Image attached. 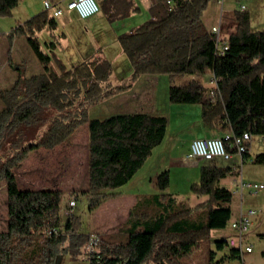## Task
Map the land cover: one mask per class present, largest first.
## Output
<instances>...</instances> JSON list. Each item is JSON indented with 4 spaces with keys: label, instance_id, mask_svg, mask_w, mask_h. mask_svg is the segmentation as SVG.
<instances>
[{
    "label": "trees",
    "instance_id": "trees-1",
    "mask_svg": "<svg viewBox=\"0 0 264 264\" xmlns=\"http://www.w3.org/2000/svg\"><path fill=\"white\" fill-rule=\"evenodd\" d=\"M210 1L150 0L151 18L117 38L131 67L130 76L119 83L111 82L113 68L101 51L69 68L57 65L55 72L52 56L42 51L38 38L42 29L54 26L47 12L17 25L14 32L26 39L42 71L0 92V187L6 192L0 264H55L61 255L75 260L83 254L89 235L80 233L79 218L73 214L61 223L59 213L54 215L59 193L21 190L14 171L31 152L66 144L86 126V188L79 196L87 200L90 212L114 197V190L127 185L163 141L168 121L141 112L98 119L90 117V110L129 91L142 76L167 75L170 102L199 105L202 128L210 137L264 135V32L253 31L246 10H238L232 13L234 32L217 43L202 24ZM18 2L0 0V18L9 16ZM204 75H212L216 85L211 99L201 82ZM248 158L249 150L243 163ZM252 163L264 165V154ZM237 167L219 159L203 161L199 181L190 188L207 199L194 207L170 194L140 197L119 231L125 241L100 244L96 254L103 264H170L190 254L211 231L229 226L233 194L220 183ZM168 185L165 171L157 176L156 187L165 192ZM51 229L57 234H49ZM259 237L264 241V234ZM214 243L217 251L227 252L218 260L211 252L207 264L240 258L238 250L225 248L224 238ZM87 259L93 262L91 256Z\"/></svg>",
    "mask_w": 264,
    "mask_h": 264
},
{
    "label": "rangeland",
    "instance_id": "rangeland-1",
    "mask_svg": "<svg viewBox=\"0 0 264 264\" xmlns=\"http://www.w3.org/2000/svg\"><path fill=\"white\" fill-rule=\"evenodd\" d=\"M114 2V1H113ZM123 5L120 1H116ZM29 2L19 0L17 6L11 10L9 16L0 18V92L12 87L18 79L29 78L38 75L42 67L29 48L26 39L16 35L15 28L33 16L27 13ZM110 4L106 3L108 6ZM245 10L249 15L250 26L253 31L264 32V0H244ZM37 6V4H36ZM35 6V7H36ZM40 7V5H39ZM238 0H222V3L209 2L202 17L204 28L211 25H220V41L226 39L235 30V21L232 17L234 11H238ZM43 10V8L40 7ZM40 42V37H39ZM41 49L49 54L48 50L40 42ZM54 57V56H53ZM62 65L59 61L50 63L51 68L58 72L54 65ZM212 75L201 77L203 86L209 90L212 88ZM186 80V79H185ZM184 81V80H182ZM181 82V81H180ZM182 104H173L169 100V78L161 74L156 76H142L131 86V89L122 95L107 99L90 110L91 118L103 119L110 115L129 114L134 112L160 115L167 119L168 126L163 141L156 146L149 158L136 172V179L127 185L114 190V197L106 199L95 211L90 212L88 202L80 197L81 191L86 188V160H87V128L81 126L72 138L53 150L39 149L29 154L28 158L14 171L21 190H50L56 191L54 201V215L59 213L61 223L68 216L64 213L70 201H75L72 215L79 218V231L83 234H95L102 239V244L124 242L125 235L119 231L126 226L128 216L123 207L133 203V198L139 193L151 192L148 180L156 178L162 172L168 171L169 185L165 192L158 194H170L176 202L189 207L206 200V197L197 196L191 192V185L199 181L198 162H185L184 156L191 139L202 135V124L197 123L194 110L201 111L199 106L187 111V115L181 116L179 108H185ZM1 108V104H0ZM212 136V134H210ZM215 136V134H213ZM254 138L250 144L249 158L241 167L235 168V173L221 182L230 190L234 189V180L239 178L244 183L264 185V165L252 163L256 155L264 154V141ZM201 164L203 162H200ZM220 164L228 162L220 160ZM156 191V190H154ZM123 195V196H122ZM79 198V199H78ZM140 197L137 196V200ZM242 201V202H240ZM57 203V205L55 204ZM241 203V204H240ZM251 208L257 216L253 219L244 239L252 245L254 254L264 249V243L259 237L264 234V190L253 195L247 190L242 192V200L238 195L233 197L231 207L233 216L236 210ZM130 212V211H129ZM6 226V192L4 186L0 187V231ZM229 226L224 230L211 231L208 238H202L198 246L188 255L175 258L170 264H207L210 253H214L215 260L220 259L227 251H217L216 241L232 237ZM246 258V256H245ZM87 255L83 252L77 259L71 260L68 255L56 258L55 264H88ZM225 264H240L239 259L229 260Z\"/></svg>",
    "mask_w": 264,
    "mask_h": 264
},
{
    "label": "crops",
    "instance_id": "crops-1",
    "mask_svg": "<svg viewBox=\"0 0 264 264\" xmlns=\"http://www.w3.org/2000/svg\"><path fill=\"white\" fill-rule=\"evenodd\" d=\"M67 1L68 0H50L53 6L60 7L63 6ZM96 1L99 4L100 10L93 17L86 20H82L78 18V16L74 12H65L62 16L54 19L53 28H49L48 26H46L44 29H42L41 32L38 34V38L40 37V42L42 43V45H44L46 50H48V52L52 56L51 62H53L54 60L57 62L59 61L66 68L79 64L96 51L103 52L104 57L111 63L113 68L111 74V82L119 83L130 76L131 67L125 56L121 53L117 38L122 34H127L134 31L136 28H138L151 18V2L150 0H116L120 1L122 4L125 3L126 6L125 8H123V5L119 3L116 4L115 0ZM212 1L219 3L217 0ZM26 2L30 3L26 8L27 13L30 16H35L39 13L45 12L44 10L40 9V7L43 8V0H26ZM109 2L110 4L107 6L106 3ZM47 15L49 18H51L49 13ZM217 26H219L220 36L219 24H213L210 27H207L206 29L211 30V28ZM54 65L57 66V64L55 63ZM185 106V108H179V111H181V116L187 115V111H189V109H192L187 108V105ZM190 106L194 107L199 105ZM192 110H194L195 118H197V123L201 122V111L198 112V110L196 109ZM151 112L152 111H150L149 113ZM202 131V135H199L198 133L196 137L191 139V141L196 138L210 137V134L207 133V131H205L203 128ZM188 152L189 146L186 150V154H188ZM185 156L183 159L185 162L189 163L195 161L198 162V165H201L200 162H203L199 159L186 160ZM238 161L239 160L235 157L231 162H228V164L237 166ZM243 164H241L239 167H241ZM135 176L131 179V181L137 178ZM224 180H227V178ZM224 180H222L221 182H223ZM232 180H234V183L236 184L234 189L237 187L240 181H243L241 178H239L238 183L236 181V178ZM148 185L151 186L150 190L154 193H139L137 194V196L142 197L158 194L157 191L159 190L156 187V181L153 178H150L148 180ZM137 196L133 198L134 200L130 207H127L129 204H126L125 207H123L124 210L128 208V210L125 211L127 213V216L129 214V211L135 205L137 201ZM234 196L235 195H233V197ZM238 196L242 200V194L241 196ZM231 210L233 213L232 207ZM240 210L245 209H243L240 205V208L236 210L233 219L237 218ZM230 231L232 233L231 235L233 236L234 233L232 232V230ZM244 241L246 245L252 247V245L248 243L247 239H244ZM239 260L240 264H264V249L261 250L260 253L254 254V250L252 247V251L250 253H243ZM147 264L154 263L149 262Z\"/></svg>",
    "mask_w": 264,
    "mask_h": 264
},
{
    "label": "built area",
    "instance_id": "built-area-1",
    "mask_svg": "<svg viewBox=\"0 0 264 264\" xmlns=\"http://www.w3.org/2000/svg\"><path fill=\"white\" fill-rule=\"evenodd\" d=\"M222 3V0H217ZM244 0H238L239 11H245ZM43 10L50 14L51 18L56 19L62 16L65 12H74L78 18L82 20L89 19L96 15L100 8L96 0H68L63 6H53L50 0H43ZM211 32L215 35L216 42L219 39V26L211 28ZM226 50V47H221V51ZM212 88L209 90L207 98L211 99L214 96V89L216 88L213 77L211 78ZM254 138H258L257 141H264V135L252 137L249 133H243L241 136H229L224 137H208V138H196L190 142L189 152L186 154V160L199 159L203 161H213L216 159L231 162L235 157L239 160L238 167L243 164L242 155L245 154ZM224 140H227V145ZM244 190H247L253 195H257L264 190L263 184H250L240 181L237 187L231 190L233 195H240ZM75 207L74 201H70L68 208L64 215L72 216V209ZM257 216L255 210L247 208L240 210L237 218L232 219L229 224V229L234 233L232 237L225 239L227 249H236L240 252V257L243 253H250L252 247L246 245L244 236L251 226L252 220ZM67 217V218H68ZM49 234H57L56 229H51ZM102 244V239L95 234H90L87 239L84 252L88 258H93V262L87 261L88 264H103L100 256L96 254V248ZM119 264V263H118Z\"/></svg>",
    "mask_w": 264,
    "mask_h": 264
}]
</instances>
